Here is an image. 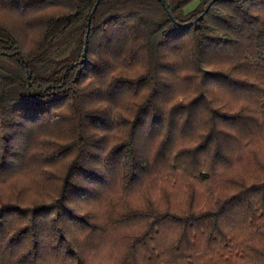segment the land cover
<instances>
[{
    "label": "trees",
    "instance_id": "16d2710c",
    "mask_svg": "<svg viewBox=\"0 0 264 264\" xmlns=\"http://www.w3.org/2000/svg\"><path fill=\"white\" fill-rule=\"evenodd\" d=\"M187 1L0 0V264H264V0Z\"/></svg>",
    "mask_w": 264,
    "mask_h": 264
},
{
    "label": "rangeland",
    "instance_id": "374dc122",
    "mask_svg": "<svg viewBox=\"0 0 264 264\" xmlns=\"http://www.w3.org/2000/svg\"><path fill=\"white\" fill-rule=\"evenodd\" d=\"M197 3H198V0L187 1L186 3H184L182 5V11L187 12V11L191 10L192 8H194L196 6Z\"/></svg>",
    "mask_w": 264,
    "mask_h": 264
},
{
    "label": "water",
    "instance_id": "95a60500",
    "mask_svg": "<svg viewBox=\"0 0 264 264\" xmlns=\"http://www.w3.org/2000/svg\"><path fill=\"white\" fill-rule=\"evenodd\" d=\"M212 1H213V0H209V1L206 3L205 7L203 8L204 11L207 9L208 5H209ZM195 19H196V18H193L191 21H193V20H195ZM87 24H88V21H87ZM86 33H87V28H86Z\"/></svg>",
    "mask_w": 264,
    "mask_h": 264
}]
</instances>
